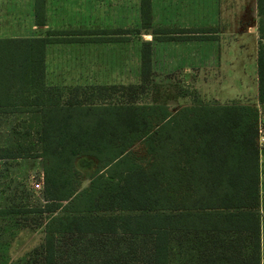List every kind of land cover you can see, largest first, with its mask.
I'll return each mask as SVG.
<instances>
[{
	"label": "trees",
	"instance_id": "trees-1",
	"mask_svg": "<svg viewBox=\"0 0 264 264\" xmlns=\"http://www.w3.org/2000/svg\"><path fill=\"white\" fill-rule=\"evenodd\" d=\"M44 6L34 0L37 25H44ZM256 12V103L196 105L174 114L140 99L151 79L150 41L139 51V86L63 87L46 77L47 54L56 45L122 44L142 32L159 43L211 40L210 30L153 29L151 0H139L140 28L0 38V114L35 120L45 202L0 209V264H59L63 248L80 264H261L264 0H256ZM138 144L149 162L134 158ZM77 160L97 164L83 189ZM18 214L47 218L41 244L11 261L6 251L20 229Z\"/></svg>",
	"mask_w": 264,
	"mask_h": 264
},
{
	"label": "rangeland",
	"instance_id": "rangeland-1",
	"mask_svg": "<svg viewBox=\"0 0 264 264\" xmlns=\"http://www.w3.org/2000/svg\"><path fill=\"white\" fill-rule=\"evenodd\" d=\"M204 1L211 11L203 9L209 12H203L204 14L199 15L203 18L195 20L198 5L193 4L197 0H154L151 26L153 29L168 26L210 28L211 21L213 23L211 0H203V4ZM51 2L56 5L55 11L58 15H54L55 20L71 24L70 28H76L77 25H84L79 28L85 29L140 28L139 0H51ZM256 27L254 24L251 27L230 31L212 30L210 33L212 38L214 32L219 34L216 43L210 40L159 43L152 41L151 32H142L139 39L134 38L122 44L91 45L79 49L56 45L51 47L49 55L47 54V70L51 74L49 82L57 83L52 77L54 71L60 75L76 71L84 73L87 80L85 86H139L142 83L139 51L142 41H150L151 79L145 86V95L140 96L142 103L166 106L173 114L196 105H252L256 103L257 96ZM23 34L28 33L22 31ZM68 81L71 82L67 79ZM31 117L30 114L21 113L0 114V156L9 152L14 157L0 159V209L14 208L21 211L42 208L45 204L42 190L35 186L41 181L42 162L36 158L39 149L38 126ZM258 137L261 264H264V148H261L264 140V107L260 109ZM132 152L138 163L149 162L143 145H136ZM24 155H31L33 158H22ZM75 165L81 182L80 189H83L88 186L91 176L96 172L97 164L94 160H77ZM46 218V214L40 217L24 214L16 216L15 224L20 229L9 242L6 251L8 260L15 261L41 244L42 224ZM95 259L97 256L92 257V260ZM58 261L59 264H80L78 259L72 260L67 255L65 248L62 249Z\"/></svg>",
	"mask_w": 264,
	"mask_h": 264
},
{
	"label": "crops",
	"instance_id": "crops-1",
	"mask_svg": "<svg viewBox=\"0 0 264 264\" xmlns=\"http://www.w3.org/2000/svg\"><path fill=\"white\" fill-rule=\"evenodd\" d=\"M68 1V0H67ZM199 3V4H198ZM211 21L210 28L200 27V28H186V27H169L161 29H195V30H216L220 31H230L235 29H241L245 27H251L252 25H257V12H256V0H211ZM251 4L253 7H251ZM53 5V6H52ZM194 5H198V10L195 13V20H200L203 17L199 15L204 14L203 12L211 11L209 6L203 4V0H197ZM54 7V8H53ZM154 0H151V14L154 12ZM200 8V9H199ZM209 11H203V9ZM56 5L51 2V0H45L44 6V25H37L35 22V9L34 0H0V38H28V37H40L44 36L49 30H67V29H85L79 28L84 25H77L76 28L72 27L71 24H67L58 20H55L54 15L56 13ZM200 11V12H199ZM179 14H184V12H179ZM213 14V16H212ZM138 18H139V7H138ZM153 21V16H151V22ZM140 22V18H139ZM253 22V23H252ZM153 23V22H152ZM151 23V24H152ZM213 24V25H212ZM214 26V27H213ZM97 29H111V28H97ZM121 29V28H118ZM90 30V29H89ZM22 31H26L28 34H23ZM37 34H34V32ZM221 33V32H220ZM28 35V36H24ZM212 36V35H211ZM214 38L210 41L216 43L219 38L218 32H214ZM221 36H224L221 34ZM222 38V37H221ZM227 39V37H225ZM193 42V41H192ZM203 42V41H196ZM181 43V42H179ZM184 43V42H183ZM82 48L85 46H91V44H82ZM65 48L73 47L79 49V46H64ZM49 55V54H48ZM225 57V56H224ZM256 60V59H255ZM48 61V58H47ZM63 74H57V72H52L53 79H56L57 83H51V74L46 70V77L50 84L55 86L63 87H75V86H85L86 81L84 73L71 72ZM59 75V76H57ZM57 78H60L58 81ZM67 79L71 82H67ZM259 111L262 106H258ZM31 116V114H30ZM32 118V117H31ZM42 179V175L40 180ZM41 182V181H40Z\"/></svg>",
	"mask_w": 264,
	"mask_h": 264
},
{
	"label": "built area",
	"instance_id": "built-area-1",
	"mask_svg": "<svg viewBox=\"0 0 264 264\" xmlns=\"http://www.w3.org/2000/svg\"><path fill=\"white\" fill-rule=\"evenodd\" d=\"M260 141V140H259ZM264 148V140L262 141V144H261V148ZM43 185V177H42V179H41V182H39V183H37L35 186H36V188H40V189H42V186Z\"/></svg>",
	"mask_w": 264,
	"mask_h": 264
}]
</instances>
